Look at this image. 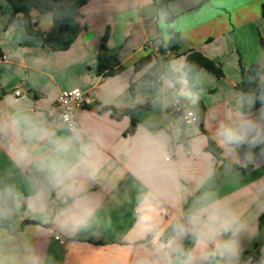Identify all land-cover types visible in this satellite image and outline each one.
Wrapping results in <instances>:
<instances>
[{
	"label": "crops",
	"instance_id": "0c3cea01",
	"mask_svg": "<svg viewBox=\"0 0 264 264\" xmlns=\"http://www.w3.org/2000/svg\"><path fill=\"white\" fill-rule=\"evenodd\" d=\"M263 4L264 0L169 1L175 16L170 26L179 34L180 45V53L172 55L171 69L181 71L185 53L196 50L224 71L218 78L200 70L196 74L198 88L190 94L184 80H178L181 85L177 89L163 74L157 83L142 79L172 36L166 14L155 0H90L80 8L77 39L64 51H52L41 36L29 34L22 15L13 12L8 0H0V122L30 117L48 133L44 139L0 133V219L24 223L16 233L0 228V261L146 264L151 260L172 264L182 244L184 250L196 254L195 264H264V225L259 227L264 213V104L245 114L243 93L237 88L241 66L257 65L258 81L264 83ZM31 15L41 32L51 31V13L34 10ZM107 31L110 52L124 67L115 75L98 73L99 45ZM149 55L152 62L135 70L136 62ZM74 88L86 94L77 118L84 141L91 145L84 184L100 205L93 221L80 229L66 227L57 218L59 190L48 187L51 196L38 200L33 189L46 184L44 176L32 164L13 161L18 150L33 156L53 154L71 135L65 124L49 118L47 112L63 90ZM17 89L22 95L14 94ZM179 95L191 104H204L202 127L185 125L174 113ZM148 99L152 101L150 109L135 115L136 129L129 133L132 120L126 110ZM241 116L256 121L260 135L255 142L250 136L246 143L230 144L224 131ZM145 131L165 139L174 161L187 162L159 199L145 188L127 154ZM209 139L220 147L223 159L207 150ZM229 162L241 170H233ZM208 204L216 207L220 219L213 240L206 246H197L191 235L162 240L174 221L187 223L194 206ZM145 207L153 213L151 223L139 220ZM54 234L66 243L57 242ZM257 243L259 256L254 260Z\"/></svg>",
	"mask_w": 264,
	"mask_h": 264
},
{
	"label": "clouds",
	"instance_id": "9594fccd",
	"mask_svg": "<svg viewBox=\"0 0 264 264\" xmlns=\"http://www.w3.org/2000/svg\"><path fill=\"white\" fill-rule=\"evenodd\" d=\"M264 119V113L261 114ZM256 121L241 116L237 122L224 131L225 140L234 145L248 142L249 137L260 135ZM23 134L25 136L44 139L47 131L42 125L30 117L13 118L10 122H0V133ZM71 135L58 145L53 154L31 155L26 150H18L13 155L16 164L34 165L35 170L45 177L44 186L34 185L33 195L41 201L51 196L48 187H54L61 193V206L56 212L57 218L66 227L80 229L87 227L93 221L99 210L96 202L87 192L84 180L90 167V143L84 141L83 130L75 125L70 126ZM255 134V135H253ZM137 174L154 199H159L167 192L176 175L187 167L182 159L173 160L168 153L166 141L158 134L145 131L128 149ZM11 196L12 193H6ZM216 207L212 204L194 206L189 213L187 223L180 219L173 224V231L182 239L191 235L197 246L212 241L216 234V225L219 222ZM139 220L151 223L153 213L150 207H145ZM226 227V224L224 225ZM180 252L172 264H195L197 256L191 250H184L178 245ZM225 253L229 251L226 247ZM0 264H3L0 261ZM146 264H160L159 261H147Z\"/></svg>",
	"mask_w": 264,
	"mask_h": 264
},
{
	"label": "trees",
	"instance_id": "16d2710c",
	"mask_svg": "<svg viewBox=\"0 0 264 264\" xmlns=\"http://www.w3.org/2000/svg\"><path fill=\"white\" fill-rule=\"evenodd\" d=\"M89 1L90 0H8L13 8V12L22 15L26 31L31 35L41 36L44 45L52 51L67 50L75 42L79 35L77 18L80 8L86 5ZM155 1L157 8L166 14L169 32L172 33V36L161 47L156 64L144 74L142 79L148 83H151L152 81H156L157 83L159 75L163 74L175 83L177 89H179L181 85L178 80H184L186 81L187 92L192 94L198 88L196 84V74L200 70H207L218 78L223 77L224 71L222 66L196 50H191L185 53L186 59L181 71L174 72L171 69L170 62L173 58L172 55L180 53L179 34L170 26L171 23L174 22L175 16L172 14L168 6L170 0ZM262 9L264 16V4ZM34 10L41 14H52L53 24L50 32L44 34L37 28L38 23L33 20L31 15ZM109 36V31H107L101 38L99 45L98 73L100 75H115L124 70L118 56L110 52L108 47ZM151 62L152 56H146L136 62L135 70L139 71ZM158 62L159 65H157ZM161 64H163V67L160 69L159 66H161ZM131 88H133V86H131ZM237 88L243 93V112L245 114L252 113L264 104V83L258 81L257 65H251L249 67L241 66V81L237 85ZM179 99L192 108L197 116V124L202 127L206 112L204 104L201 102L191 104L187 97L182 95H179ZM151 105L152 101L151 99H148L146 103L126 110V113L131 116L132 120L128 129L129 133L134 132L136 129L135 115L149 110ZM207 150L213 153L217 158L223 159L222 150L212 139H209ZM229 164L233 170H241L237 165L231 162H229ZM42 179L45 180L44 177H42ZM174 222L163 234V241L168 242L176 235L173 231ZM263 225L264 213L259 218V227L261 228ZM23 226L24 223L18 225L10 219H0V228H6L10 233H16L21 230ZM255 248L254 260L259 256V243L255 244Z\"/></svg>",
	"mask_w": 264,
	"mask_h": 264
},
{
	"label": "built area",
	"instance_id": "2783aa9c",
	"mask_svg": "<svg viewBox=\"0 0 264 264\" xmlns=\"http://www.w3.org/2000/svg\"><path fill=\"white\" fill-rule=\"evenodd\" d=\"M2 92L3 88L0 86V95ZM22 93L21 89L14 91L16 96H20ZM85 96V92L79 88L63 90L60 93L57 102L48 110L47 116L54 121L65 124L69 129L71 125L79 127L77 118L79 110L83 107ZM173 111L181 118L185 125L197 124V116L195 112L189 105L182 102L181 99H176ZM54 239L62 245L66 243V240L58 234H54Z\"/></svg>",
	"mask_w": 264,
	"mask_h": 264
}]
</instances>
